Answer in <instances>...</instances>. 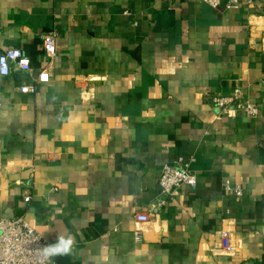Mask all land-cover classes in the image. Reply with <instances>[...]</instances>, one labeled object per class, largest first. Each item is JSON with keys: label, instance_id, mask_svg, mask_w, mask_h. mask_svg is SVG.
Segmentation results:
<instances>
[{"label": "crops", "instance_id": "1", "mask_svg": "<svg viewBox=\"0 0 264 264\" xmlns=\"http://www.w3.org/2000/svg\"><path fill=\"white\" fill-rule=\"evenodd\" d=\"M46 30L58 33L50 80L22 92L46 65ZM13 47L33 71L0 74V219L71 235L57 264H264V0H0V53ZM236 86L257 118L215 109ZM180 156L196 189L140 225ZM224 223L237 253L219 247Z\"/></svg>", "mask_w": 264, "mask_h": 264}, {"label": "built area", "instance_id": "2", "mask_svg": "<svg viewBox=\"0 0 264 264\" xmlns=\"http://www.w3.org/2000/svg\"><path fill=\"white\" fill-rule=\"evenodd\" d=\"M213 8H239L242 5H251L254 0H203ZM129 14V11H125ZM57 31L46 30L41 33L42 48L45 55L46 65L39 72V75L32 83H23L19 90L26 93H36L38 84L50 80L51 70L57 56ZM17 69L31 73L33 71L30 57L19 47L3 50L0 53V74L7 76L12 70ZM212 103L220 115L230 113H243L249 118H257L260 115V107L246 95V91L236 86L230 93L217 92L212 96ZM160 197L149 206L139 209L134 217L140 225H145L158 218L161 209L168 201L175 198V193L189 186L192 190L197 187V175L190 169V163L183 157L166 163L159 176ZM225 190H234L237 195L242 194L240 184H234L226 179ZM26 196V200H29ZM220 236V249L223 253H237L240 247V240L230 226V223L222 224L217 231ZM264 234V227L261 229ZM135 239L141 242L144 238L143 227L134 231ZM57 240L45 238L39 233L23 216H15L0 219V264H57L56 257H44L43 249L46 245L56 243ZM74 248V242L72 249Z\"/></svg>", "mask_w": 264, "mask_h": 264}, {"label": "clouds", "instance_id": "3", "mask_svg": "<svg viewBox=\"0 0 264 264\" xmlns=\"http://www.w3.org/2000/svg\"><path fill=\"white\" fill-rule=\"evenodd\" d=\"M73 238L71 235L65 237L60 236L57 242L51 245H46L43 249L44 257H53L58 255H68L72 251Z\"/></svg>", "mask_w": 264, "mask_h": 264}]
</instances>
